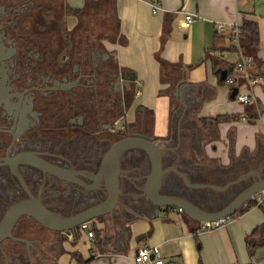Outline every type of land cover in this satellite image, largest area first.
I'll return each instance as SVG.
<instances>
[{
    "label": "flooded vegetation",
    "instance_id": "1",
    "mask_svg": "<svg viewBox=\"0 0 264 264\" xmlns=\"http://www.w3.org/2000/svg\"><path fill=\"white\" fill-rule=\"evenodd\" d=\"M67 10L66 0H0V223L12 206L31 199L58 218L75 216L105 203L115 177L118 194L110 214L88 223L96 228L108 220L123 242L129 238L123 223L129 213L153 205L143 192L150 163L138 149L122 152L116 164L106 160L114 145L144 135L160 148H172L162 153V168H176L191 184H211L215 170L174 157L169 137L153 135L150 112L142 117L137 107L128 119L136 97L131 75L103 51H88L91 45L77 56ZM192 130L185 136L195 137ZM252 181L217 192L226 197L222 202L203 198L201 189L169 172L159 192L200 209L212 202L217 211ZM80 240L90 243L79 229L67 236L21 215L0 240V264H58L62 255L74 259L71 249ZM95 252L101 256L103 248Z\"/></svg>",
    "mask_w": 264,
    "mask_h": 264
},
{
    "label": "crops",
    "instance_id": "2",
    "mask_svg": "<svg viewBox=\"0 0 264 264\" xmlns=\"http://www.w3.org/2000/svg\"><path fill=\"white\" fill-rule=\"evenodd\" d=\"M66 1L71 9L84 6V0L82 4ZM150 1L99 0L97 4L108 9L117 23V40L105 45V56L114 55L124 74L135 77L136 97L128 119L135 116L137 107L142 117L150 112L153 135L169 137L174 157L215 170L214 185L252 171L264 176V65L256 69L254 63L253 67L263 82L253 88L255 102L247 106L236 103L220 77L237 55L228 50L229 40L215 33L218 23H256L259 45L255 58L264 62V0H157L160 8L156 12ZM185 14L197 16L189 29L182 25ZM66 24L76 31L79 19L70 16ZM214 50H225L222 58ZM159 61L168 66L161 68ZM177 87L181 96L176 97ZM218 116H237L238 120L213 123L211 119ZM248 116L256 119L249 123ZM202 119H206L204 125ZM190 129L197 133L195 137L185 136ZM140 213L133 210L123 221L129 228L127 240H119L107 220L96 228L90 226L92 238L83 232L90 240L85 253L76 250L79 241L71 251L86 264H137L136 251L146 244L157 248L159 257L145 264H264L261 209L251 207L208 232L199 230L198 221L164 209L157 211L154 205ZM256 228L258 232L252 236ZM141 236L143 240L137 242ZM247 240L256 244L252 254ZM100 247L101 256L94 258L92 252Z\"/></svg>",
    "mask_w": 264,
    "mask_h": 264
},
{
    "label": "water",
    "instance_id": "3",
    "mask_svg": "<svg viewBox=\"0 0 264 264\" xmlns=\"http://www.w3.org/2000/svg\"><path fill=\"white\" fill-rule=\"evenodd\" d=\"M226 77V72L221 73L220 81H223ZM134 75L132 74L129 78L130 82H134ZM181 96L180 89L177 87L175 89V96ZM180 98V97H179ZM180 100V99H179ZM181 102V101H179ZM129 149H138L143 151L149 160L150 171L146 176V181L143 186V192L147 199L156 208H179L182 210L183 214L189 218L196 220L198 222H216L229 219L231 216L237 213V211L260 189L264 188V177H260L258 173L252 171L245 173L240 176L237 180L228 182L223 186L201 183V184H191L187 177L174 167H168L163 169L161 164V155L166 151H172V148H160L156 144L149 141L146 136L138 135L135 138L124 139L114 145L106 156V160H110L114 164L119 157V155ZM55 173L52 169H50ZM173 173L178 176L183 184L187 187L194 189H208L214 192H224L230 186L252 177V184L249 185L245 190H243L239 195H237L232 201L227 205L217 211H206L196 207L191 202L183 200L178 197L162 195L160 194V184L162 177L167 173ZM109 188V196L105 203L79 213L75 216L69 218H58L53 215L50 211L45 209L42 205L31 199L30 201H25L12 206L0 223V240L9 235L11 227L14 225L18 217L21 215H27L37 221L39 224L45 228L62 233L63 235L70 236L75 234V230L78 229L79 225L85 222H91L96 220L99 216L105 214H110L111 208L114 206L118 194L117 182L115 177H111ZM144 236L137 239V242L143 240ZM76 241V236L73 239ZM95 254V251L92 252ZM100 256L95 255L94 258Z\"/></svg>",
    "mask_w": 264,
    "mask_h": 264
},
{
    "label": "trees",
    "instance_id": "4",
    "mask_svg": "<svg viewBox=\"0 0 264 264\" xmlns=\"http://www.w3.org/2000/svg\"><path fill=\"white\" fill-rule=\"evenodd\" d=\"M99 0H84V6L82 9H71L67 10L66 15L69 16H77L79 19V24L77 26V33L74 32V43L75 48H77V56L83 55V50L87 49V45H91L87 50H91L92 52H101L103 51L106 53L105 45L108 43L115 44V41L117 40V23L115 18H113L112 15H110V11L103 10L100 6H97ZM109 15V16H108ZM240 43L241 48L245 55L251 57L253 59L254 63H257V67H261L264 65V62H257L255 58V53L257 51L258 45H259V34H258V27L256 23L252 21H243L240 27ZM215 52V50H214ZM109 57L114 60V55L109 53ZM116 63V62H115ZM161 64V68L164 66H168V64L164 63L163 61H159ZM216 67V65L214 66ZM190 69V67H187L186 70ZM257 77H259V73L257 70V73H255ZM242 82L241 78L237 79V82L234 83L229 88L231 89V93L233 94V99L235 98V95L237 93V88ZM221 84H224L221 82ZM257 116V115H256ZM256 116H248L247 122L251 123L256 119ZM238 120L237 116H218L216 118H212L211 121L213 123L218 122H235ZM203 125L206 122V119H202L200 121ZM229 182L227 180L225 184ZM212 184V183H211ZM203 191H212L205 189ZM201 190V192H203ZM214 192V191H213ZM250 208V202L249 200L237 211L236 214L231 216L230 218L235 217L236 215H240L244 212H246ZM168 209V208H167ZM183 214V213H182ZM229 218V219H230ZM200 226V222H199ZM258 232V228H256L252 232V236H255V234ZM247 247L249 254H252L253 249L256 247V244L250 243L247 240ZM74 258L77 260L79 264H86L79 257H77L76 254H73Z\"/></svg>",
    "mask_w": 264,
    "mask_h": 264
},
{
    "label": "built area",
    "instance_id": "5",
    "mask_svg": "<svg viewBox=\"0 0 264 264\" xmlns=\"http://www.w3.org/2000/svg\"><path fill=\"white\" fill-rule=\"evenodd\" d=\"M150 6L153 12L159 10V3L157 0H151ZM197 19V16L191 14H185L183 18V28L189 29L191 24ZM240 27L241 25L237 23H218L215 26V33L217 36H221L229 40L228 50L234 52L237 55L236 62L229 66L226 71V77L223 80L224 85L227 87L232 86L237 82L238 78H241L242 82L237 88V93L235 95V102L241 105H250L255 102V97L253 96V88L259 84V77L253 73V59L244 54L241 43H240ZM225 50H216L214 55L217 58H222L223 52ZM250 208H258L264 211V188L260 189L255 195L250 199ZM169 212H175L182 214V210L179 208H168ZM227 220V219H225ZM225 220L216 222H201L199 226L200 231H211L217 227H220ZM78 229L86 233L87 237L90 239L93 237V231L90 230V225L88 222L79 225ZM94 256H100L95 252ZM159 251L155 247L148 246L146 244L139 247L136 251L135 262L137 264H145L150 258H158Z\"/></svg>",
    "mask_w": 264,
    "mask_h": 264
},
{
    "label": "rangeland",
    "instance_id": "6",
    "mask_svg": "<svg viewBox=\"0 0 264 264\" xmlns=\"http://www.w3.org/2000/svg\"><path fill=\"white\" fill-rule=\"evenodd\" d=\"M82 2H83L82 0H77V4H82ZM253 67H255V65H253ZM261 84H263V82H262V80L259 77V84L257 86H260ZM171 95H172V93H171ZM201 196L203 198H207V199H214V200L222 199V202H224L225 198H226L225 196L218 195L217 192H213V191H203V192H201ZM215 207H216V204L210 202L209 204H203L202 209H204V210H211V209L214 210ZM75 248H76V250H79L81 253H85L87 251V249L90 248V246L87 245V244H83V241L80 240L78 242V244H77V247H75ZM65 256L66 257H64L63 260L60 262L61 264H76V261L74 259H72L68 255H65Z\"/></svg>",
    "mask_w": 264,
    "mask_h": 264
}]
</instances>
